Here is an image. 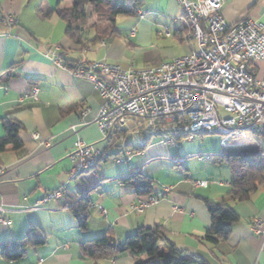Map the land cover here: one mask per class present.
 Segmentation results:
<instances>
[{
    "label": "crops",
    "instance_id": "crops-1",
    "mask_svg": "<svg viewBox=\"0 0 264 264\" xmlns=\"http://www.w3.org/2000/svg\"><path fill=\"white\" fill-rule=\"evenodd\" d=\"M71 4L72 0H0V138L3 120H15L22 127L21 149L0 152V167L5 168L0 208L10 220L9 225L0 224V242L19 239L30 228L44 237V243L28 245L16 260L0 255V264H36L39 259L42 264H134L127 254L97 262L83 259L80 244L105 233L122 241L140 227L156 225L178 250L206 264H264L262 239L249 229L256 218L264 223V182L248 201L230 203L239 220L226 240L214 246L199 241L210 226L204 200L219 202L230 191L231 161L225 158L264 149L243 145L229 150L227 141L222 144L220 136L208 135L175 144L153 137L135 150L127 144L140 146L145 139L127 138L128 131L139 132L132 123L119 130L124 133L104 139L95 123L101 100L94 86L57 68L50 59L51 53L59 52L69 68L77 61L105 60L125 70L188 54L196 50V43L188 37L189 25L177 1L137 0L136 14L116 19L117 36L85 48L66 38L65 23L54 13ZM138 11L146 13L142 20ZM6 15L15 17L16 24L2 23ZM222 15L228 25L251 19L264 26V0H223ZM164 27L168 36L161 34ZM131 30H135L132 36ZM92 37L89 33L88 39ZM252 69L263 78L264 60L253 63ZM33 87L38 89L37 100L25 97ZM34 133L38 140L32 138ZM76 136L101 149L104 156L94 170L72 179L68 154ZM44 141L49 148L41 144ZM211 152L219 156L210 161L198 157ZM118 158L122 161L116 162ZM172 158L182 161L173 163ZM134 173L152 179L158 197L142 212H137L138 198L129 179ZM197 182L206 185L196 186ZM58 186L65 188L60 198L31 209ZM81 194L91 202L86 229L79 227L71 211ZM158 249L166 252L163 245Z\"/></svg>",
    "mask_w": 264,
    "mask_h": 264
},
{
    "label": "built area",
    "instance_id": "built-area-1",
    "mask_svg": "<svg viewBox=\"0 0 264 264\" xmlns=\"http://www.w3.org/2000/svg\"><path fill=\"white\" fill-rule=\"evenodd\" d=\"M189 25L188 37L194 39L196 50L145 68L122 69L117 64L99 61H77L70 65L59 52L51 53V62L59 69L70 70L76 79L90 82L101 103L95 123L104 139L133 124L146 137H160L167 144L186 135H218L221 143L245 138L252 133L264 138V77L254 75L252 64L264 60V26L261 22L242 19L228 25L222 15L223 0H176ZM145 12L138 11L142 20ZM2 23L13 26L17 20L6 15ZM135 30H131L132 36ZM166 36L167 28H163ZM37 87L29 94L37 100ZM38 140L37 134H32ZM49 148L47 141L41 142ZM263 155V154H262ZM101 149L76 136L71 151L69 177L74 179L94 168ZM219 153H201L203 160H213ZM116 159V162H121ZM180 163L181 158H172ZM5 172L0 167V178ZM205 186L206 182H197ZM65 188L58 186L36 202L38 208L60 198ZM158 197L138 198L137 212L155 204ZM0 208V224L9 225ZM249 229L262 239L264 223L254 219ZM39 259L36 264H42Z\"/></svg>",
    "mask_w": 264,
    "mask_h": 264
},
{
    "label": "trees",
    "instance_id": "trees-1",
    "mask_svg": "<svg viewBox=\"0 0 264 264\" xmlns=\"http://www.w3.org/2000/svg\"><path fill=\"white\" fill-rule=\"evenodd\" d=\"M62 1L58 0L59 3ZM136 2L137 0H72L69 7L56 8L54 13L58 19L65 23L66 38L72 44L85 48L106 37L117 36L116 19L136 14ZM88 7H91L90 16L87 15ZM89 33L93 34L90 40L88 39ZM251 71L254 73L253 69ZM3 130L4 136L0 138V152L7 148L21 149L22 143L19 135L22 127L20 123L11 119L3 120ZM124 132L118 131L117 134ZM205 136L208 135L195 134L193 138H204ZM186 137V135H181L176 138V141ZM143 138L145 142L141 146L129 143L127 146L141 150L152 139V137L146 136ZM262 154L264 155V152L246 156L237 154L225 158L231 161L230 191L219 202L204 200L210 216V226L199 238V241L214 246L229 237L234 225L239 220L230 203L248 201L258 186L264 182V156ZM103 156L104 153L97 165L90 170H94L100 164ZM129 179L133 182V190L137 198L154 195L155 186L152 179L140 173H134ZM90 205V200L85 194H81L79 200L71 207L72 214L81 229L87 228ZM42 243H44V237L41 232L36 228H30L19 239L0 242V255L5 260H16L24 254L28 245ZM158 245L165 246L166 252H160ZM80 253L83 259H90L94 262L127 254L133 258L134 264H206L200 258L178 250L165 237V231L159 225L152 228L140 227L122 241L115 240L109 233L102 234L80 244Z\"/></svg>",
    "mask_w": 264,
    "mask_h": 264
},
{
    "label": "rangeland",
    "instance_id": "rangeland-1",
    "mask_svg": "<svg viewBox=\"0 0 264 264\" xmlns=\"http://www.w3.org/2000/svg\"><path fill=\"white\" fill-rule=\"evenodd\" d=\"M90 8L87 9V15H90ZM128 131V135L127 138L130 139H134L133 141H135V139L139 140V141H143V137L142 135L138 132L135 131L130 132ZM153 139H157L156 137H154ZM243 145H247V146H254L258 149H264V138L252 133H246V137L245 138H236V139H229L226 144L225 147L229 150L233 149L234 147H238V146H243Z\"/></svg>",
    "mask_w": 264,
    "mask_h": 264
},
{
    "label": "bare ground",
    "instance_id": "bare-ground-1",
    "mask_svg": "<svg viewBox=\"0 0 264 264\" xmlns=\"http://www.w3.org/2000/svg\"><path fill=\"white\" fill-rule=\"evenodd\" d=\"M141 146V145H140Z\"/></svg>",
    "mask_w": 264,
    "mask_h": 264
}]
</instances>
